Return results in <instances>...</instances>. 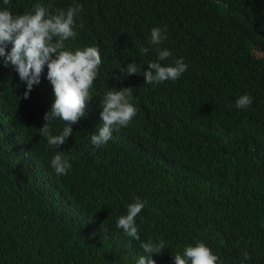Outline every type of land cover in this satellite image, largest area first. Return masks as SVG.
<instances>
[{
	"label": "trees",
	"instance_id": "obj_1",
	"mask_svg": "<svg viewBox=\"0 0 264 264\" xmlns=\"http://www.w3.org/2000/svg\"><path fill=\"white\" fill-rule=\"evenodd\" d=\"M37 3L52 14L81 5L66 48L98 47L102 64L93 103L58 149L39 131L54 102L47 68L23 99L26 84L0 57V264H137L149 238L165 242L156 264H175L198 241L218 264H264V0H0V10L21 15ZM154 27L172 53L162 63L183 58L187 71L119 82L123 67L147 71L157 59ZM128 87L136 116L95 147L106 92ZM243 95L253 102L238 109ZM51 127L59 135L65 122ZM58 151L67 175L50 165ZM136 198L146 201L141 241L116 227Z\"/></svg>",
	"mask_w": 264,
	"mask_h": 264
},
{
	"label": "clouds",
	"instance_id": "obj_2",
	"mask_svg": "<svg viewBox=\"0 0 264 264\" xmlns=\"http://www.w3.org/2000/svg\"><path fill=\"white\" fill-rule=\"evenodd\" d=\"M219 3V0H217ZM8 5L10 0H3ZM82 6L75 4L66 11L57 9L52 14L40 3L31 12L13 15L6 8L0 10V57L5 66H11L19 75L20 81L26 84L23 99H28L34 86L41 83V77L47 68L46 79L50 82L54 92V102L45 114L44 126L39 129L41 135L47 138L50 146L61 148L72 136V125L78 123L85 116V109L93 103L91 89L98 79L99 68L102 64L98 47L88 46L83 49L71 50L66 48L65 42L77 36L76 16ZM79 27L82 29L83 24ZM167 40L166 29L154 27L151 29L149 44L155 46L157 59L150 61L148 70H141L136 63L122 68L123 76L143 75L146 84H159L166 81H176L187 71L183 58L176 59L172 64L164 65L172 53L159 45ZM11 46L10 51H8ZM151 49L143 47L142 54H148ZM132 89H109L99 105L102 125L90 134L92 145L99 148L106 145L112 138L113 130L127 127L136 116L137 109L131 103ZM20 99V98H19ZM249 95H243L236 101L238 109H246L252 104ZM57 118L65 122V127L59 135L52 134V121ZM50 165L57 175H67L71 163L62 151L51 159ZM146 206V201L136 198L127 206L126 215H121L116 227L123 230L126 237L141 241L136 217ZM141 255L137 264H156L153 255H160L165 248L163 240L141 242ZM248 254L245 253V258ZM175 264H218L219 257L201 241L188 245L182 254L173 255Z\"/></svg>",
	"mask_w": 264,
	"mask_h": 264
}]
</instances>
